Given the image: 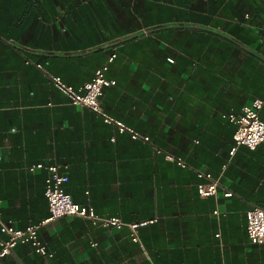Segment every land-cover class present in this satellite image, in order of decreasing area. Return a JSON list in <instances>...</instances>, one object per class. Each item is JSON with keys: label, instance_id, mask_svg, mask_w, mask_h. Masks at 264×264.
Wrapping results in <instances>:
<instances>
[{"label": "crops", "instance_id": "0c3cea01", "mask_svg": "<svg viewBox=\"0 0 264 264\" xmlns=\"http://www.w3.org/2000/svg\"><path fill=\"white\" fill-rule=\"evenodd\" d=\"M104 66L116 85L102 109L138 138L72 105L49 78L80 91ZM255 99L264 0H0V214L18 229L40 225L53 255L19 244L0 264H264L246 219L264 208V144L232 153L225 117ZM35 164L59 166L73 201L99 216L152 221L137 230L144 249L127 226L43 224L49 173ZM198 172L219 181L216 196L200 197Z\"/></svg>", "mask_w": 264, "mask_h": 264}, {"label": "built area", "instance_id": "2783aa9c", "mask_svg": "<svg viewBox=\"0 0 264 264\" xmlns=\"http://www.w3.org/2000/svg\"><path fill=\"white\" fill-rule=\"evenodd\" d=\"M115 57L116 54H113L109 59V63L113 62ZM106 70L107 66L96 70L94 78L86 83L80 91L65 83L60 77L50 76L49 78L57 90H59L72 105L88 109L104 118L105 121L116 124L120 132L129 131L134 138H138L139 135L137 133L128 130L124 125L116 122L102 109L101 97L103 95V90L116 85V81L106 77ZM263 109L264 99H255L251 104L244 106L239 114H229L225 116L236 126L234 135L236 147L233 149L232 153L240 146L255 150L260 145L264 144V121L260 116ZM146 140L148 139L146 138ZM169 159L177 161L180 166H186L183 161L175 159L172 156H169ZM40 169H46L49 173L45 181V197L49 206L50 218L43 224L62 218L79 217L88 219L93 225L103 228L120 230L127 226L132 231V240L138 242L144 249L137 230L140 227L152 223V221L128 225L117 217L106 218L99 216L96 214L93 207L81 205L73 201L64 187L69 181V178L67 175L60 172L59 166L35 164L29 167L30 172H35ZM198 177L202 180L197 186L200 197L209 198L218 194L220 183L218 180H215L211 174L198 172ZM232 195L231 192H226L225 197L229 198ZM213 214L215 216L221 215L219 210H216ZM246 219L247 234L251 243L264 246V208L254 206L247 212ZM39 228L40 225H31L26 229H18L15 227L12 220L5 221L2 218V214H0V232L8 238L7 240L0 238V259L10 255L13 249L19 244L31 245L37 254L46 258H51L53 255L48 252L47 248L39 239ZM149 264L155 263L149 260Z\"/></svg>", "mask_w": 264, "mask_h": 264}, {"label": "trees", "instance_id": "16d2710c", "mask_svg": "<svg viewBox=\"0 0 264 264\" xmlns=\"http://www.w3.org/2000/svg\"><path fill=\"white\" fill-rule=\"evenodd\" d=\"M103 68V67H102Z\"/></svg>", "mask_w": 264, "mask_h": 264}]
</instances>
